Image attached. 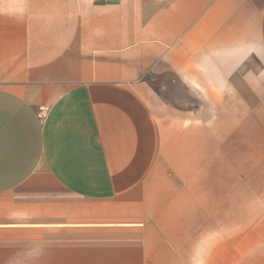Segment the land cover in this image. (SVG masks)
I'll list each match as a JSON object with an SVG mask.
<instances>
[{"label": "crops", "instance_id": "crops-1", "mask_svg": "<svg viewBox=\"0 0 264 264\" xmlns=\"http://www.w3.org/2000/svg\"><path fill=\"white\" fill-rule=\"evenodd\" d=\"M0 264H264V0H0Z\"/></svg>", "mask_w": 264, "mask_h": 264}]
</instances>
